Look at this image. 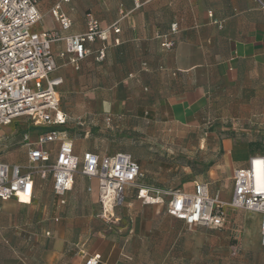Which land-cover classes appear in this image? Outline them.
I'll list each match as a JSON object with an SVG mask.
<instances>
[{
  "label": "crops",
  "instance_id": "crops-1",
  "mask_svg": "<svg viewBox=\"0 0 264 264\" xmlns=\"http://www.w3.org/2000/svg\"><path fill=\"white\" fill-rule=\"evenodd\" d=\"M37 1L42 21L32 31L59 30L51 15L58 0ZM62 11L72 20L70 35L85 31L88 15L103 27L120 29L108 40L119 44L108 45L102 61L96 60L102 43L87 44L90 53L78 69L68 55L60 56L62 42L52 45L56 68L51 76L62 78L56 91L66 123L90 116L181 127L210 116L231 120L238 128L221 141L222 168L213 176L223 188L222 198L229 199L232 170L246 167L252 156H264V0H70ZM174 23L175 46L165 50L156 35L169 33ZM252 121L255 129L247 131ZM23 134L17 139L0 131V143L11 137L27 161ZM73 149L78 156L89 151L81 144ZM76 181L77 192H67L64 205L52 194L50 177L35 179L29 203L0 200V264H85L94 255L98 264H134L124 258L120 234L112 235L110 222L96 214V201L84 193H91L96 181L80 174ZM129 190L121 205L128 201L126 218L132 220Z\"/></svg>",
  "mask_w": 264,
  "mask_h": 264
},
{
  "label": "built area",
  "instance_id": "built-area-1",
  "mask_svg": "<svg viewBox=\"0 0 264 264\" xmlns=\"http://www.w3.org/2000/svg\"><path fill=\"white\" fill-rule=\"evenodd\" d=\"M69 2L58 0L51 8L59 30L36 33L32 27L42 21L37 0H0V127L14 118L27 117L34 125L44 128L34 141H30L27 133L21 138L27 150L26 166L0 161V200L14 198L29 203L35 191V179L50 177L52 194L64 205L63 197L71 191L75 175L80 174L96 181L101 217H108L103 213L107 202L119 206L125 192L135 189L136 199L142 204L163 205L170 217L188 228H225L229 225L230 212L237 210L258 214L260 245L264 248L263 155L252 156L246 167L232 170L231 194L229 199H223L219 190H211L204 182H193L189 190L140 184V167L126 152L102 156L90 151L81 156L74 153L72 139L61 129L66 116L60 110L56 88L62 78L51 76L56 68L52 45L62 42L64 50L60 56L68 55L70 63L78 69L79 61L90 53L87 44L102 43L96 54V60L102 61L106 47L119 44L118 39L110 43L108 40L120 29L116 24L103 27L88 15L83 33L67 34L72 20L62 11V5ZM177 30L174 23L169 33L156 35L162 39L165 50L175 46L171 36ZM104 122L109 125L111 118L105 117ZM99 260V255H94L85 264H98Z\"/></svg>",
  "mask_w": 264,
  "mask_h": 264
},
{
  "label": "rangeland",
  "instance_id": "rangeland-1",
  "mask_svg": "<svg viewBox=\"0 0 264 264\" xmlns=\"http://www.w3.org/2000/svg\"><path fill=\"white\" fill-rule=\"evenodd\" d=\"M78 122V119H70L65 125L74 146L81 144L100 156L129 153L141 169L140 184L172 190L187 188L192 182L223 189L213 180L214 172L222 168L221 141L232 136L234 126L238 128L237 123L218 120L215 116L190 127L150 124L140 119L128 123L112 119L107 125L103 118L92 116ZM247 124L252 126L247 131L255 129L254 121ZM43 130L27 117L14 118L0 127L1 133L17 139L26 132L30 141ZM14 143L11 137L0 143V158L23 161L22 166H26V158L18 146H12ZM76 183L69 193L75 192ZM84 193L94 198L96 214L110 222L112 235L120 234L124 258L130 257L134 264H262L264 260V248L259 243L258 214L237 210L230 212L229 225L225 228H188L167 215L163 205H143L135 198V189L128 191L130 212L135 215L132 220L126 218L128 201L113 207L108 217H101L97 186L91 193ZM169 229L175 230V236Z\"/></svg>",
  "mask_w": 264,
  "mask_h": 264
},
{
  "label": "bare ground",
  "instance_id": "bare-ground-1",
  "mask_svg": "<svg viewBox=\"0 0 264 264\" xmlns=\"http://www.w3.org/2000/svg\"><path fill=\"white\" fill-rule=\"evenodd\" d=\"M112 208H113V206H112L111 202H107L105 204V207L103 209V213H105V216H107L109 214V212H110V210H112Z\"/></svg>",
  "mask_w": 264,
  "mask_h": 264
}]
</instances>
